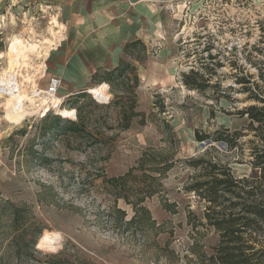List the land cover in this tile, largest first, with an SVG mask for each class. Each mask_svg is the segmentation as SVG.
I'll return each mask as SVG.
<instances>
[{
    "label": "rangeland",
    "instance_id": "obj_1",
    "mask_svg": "<svg viewBox=\"0 0 264 264\" xmlns=\"http://www.w3.org/2000/svg\"><path fill=\"white\" fill-rule=\"evenodd\" d=\"M159 1V31L148 34L145 46H140L138 65L131 62L132 70L112 80L109 106L96 104L87 93L105 83L99 74L79 90L86 78L69 79L53 51L45 62L43 53L33 57L29 71L39 69L42 76L46 70L43 80L37 78L44 89L50 78L62 77L59 97L74 94L65 109L78 110L77 121L51 115L43 122L36 113L14 125L5 120L2 101L0 264H202L195 252L215 255L219 235L199 224L206 204L184 191L194 173L187 163L208 151L210 158L230 164L237 177L254 174L248 150L229 151L214 138L248 133L247 117L237 113L250 103L237 81L258 80L257 65L264 62V0ZM50 2L0 0V73L7 67V58L1 55L15 36L30 42L53 39L59 45L51 35L52 21L58 18L47 7ZM191 73L203 79L198 90L184 82ZM108 75L101 77L111 80ZM132 104L138 117L124 130V108ZM197 135L211 139L198 142ZM250 138L243 137L242 143ZM147 151L173 163V168L163 177L142 171ZM131 170V201H137L147 185L156 191L144 203L155 225L142 227L140 216L131 231L124 232L115 226L111 209L117 205L125 210L129 221L133 208L124 200L116 201L107 180ZM164 201L174 205L175 212L165 210ZM8 204L26 208L24 225L38 237V253L22 260L8 257L9 243L20 232L12 227ZM46 231L62 235L60 247L40 245Z\"/></svg>",
    "mask_w": 264,
    "mask_h": 264
},
{
    "label": "trees",
    "instance_id": "obj_2",
    "mask_svg": "<svg viewBox=\"0 0 264 264\" xmlns=\"http://www.w3.org/2000/svg\"><path fill=\"white\" fill-rule=\"evenodd\" d=\"M1 39L0 35V41ZM257 66H260L258 80L252 83L251 80L241 77L237 81L238 85H242L240 91L246 95L245 101L250 103L237 113L240 117H247L248 133L246 135L235 133L232 137L219 135L220 137L214 138L216 141L224 142L229 151L239 149L241 153H246L248 150V164L254 174L249 177H237L230 164L210 158L208 151L187 163L194 173L190 182L185 185L184 191L194 194L206 204L203 211V222L200 221L199 224L214 229L220 237L215 255L211 257L196 253L194 250L197 244L193 246L191 250L199 256L202 264H264V62ZM132 68L130 63L123 62L119 68L108 73L111 80L103 78L100 81L108 82L112 91V80L123 78ZM202 81V78L198 80L196 73L184 76L186 86L191 89H200L199 82ZM63 108H67L65 104ZM124 109L126 125L123 129L128 130L132 120L138 117V114L134 104ZM249 136L251 138L242 143V138ZM206 139H211V137L197 135L198 142ZM173 166V163H164L163 159H158L151 151L144 154L140 163L142 171H149L160 177L165 176ZM133 172L134 170H131L122 178L107 180V183L113 185L116 201L124 200L133 208L134 216L129 221H127L128 215L125 210L119 209L117 205L111 209V214L115 216V226L124 232H130L140 216L144 219L139 222L142 227L151 226L153 228L155 225L144 203L146 199L152 198L156 191L152 185H147L140 189L141 197H138L137 201H131L129 180L133 178ZM163 204L165 210L175 212L174 205L166 201ZM8 210L12 227L20 231L9 243L8 257L22 260L24 256L38 253L36 250L37 234L24 225L26 208L8 204ZM193 226L196 228V225Z\"/></svg>",
    "mask_w": 264,
    "mask_h": 264
},
{
    "label": "crops",
    "instance_id": "obj_3",
    "mask_svg": "<svg viewBox=\"0 0 264 264\" xmlns=\"http://www.w3.org/2000/svg\"><path fill=\"white\" fill-rule=\"evenodd\" d=\"M159 2L51 0L47 7L56 11L66 35L53 51L65 65L64 74L69 79L86 78L78 85L80 90L87 87V81L96 74L102 80L101 76L113 72L123 62L137 66L140 46H145L148 34L155 36L159 31L162 19L157 8Z\"/></svg>",
    "mask_w": 264,
    "mask_h": 264
},
{
    "label": "bare ground",
    "instance_id": "obj_4",
    "mask_svg": "<svg viewBox=\"0 0 264 264\" xmlns=\"http://www.w3.org/2000/svg\"><path fill=\"white\" fill-rule=\"evenodd\" d=\"M63 28L64 27H61L58 20L54 19V21H52V27L50 29L51 35L54 39L58 40V44L62 42V39H60L62 36H60V34L62 33L61 31ZM52 40H47L45 42H41V40H39V42H30V40L25 41L19 38V36H15L10 41L7 51L1 55L2 59L5 57L7 58V67L4 68L0 73V87L10 86L15 88V76H19L21 78V83L18 82L17 84L18 87H21V89L18 90V93L14 94L13 92H10L7 97H4L3 93L0 91V105L2 101L5 102V120L9 123L21 125L28 117L33 116L34 114L40 112L41 110H45L48 107V102L46 99L36 102V100L31 97V92L37 87V78L40 70H36L38 73H30L29 68L32 67L31 61L33 57L39 58L43 53V56L46 57L45 60L43 59V62H45L51 57V52L57 50L59 45L56 47ZM32 41H34V39ZM44 45H48V48L43 47ZM44 67L46 68V65H44ZM35 68L33 70H35ZM23 70H26L25 73H29L24 74ZM40 74L43 75L39 78H45L46 70ZM108 88L109 86L104 83L103 85L91 88L89 90V94L94 96V99L98 100V102L106 103L111 99V96L108 93ZM60 100L61 98L56 97L53 99V102H60ZM25 101H29L31 103L29 107L25 106ZM76 112V109L62 108L58 110L59 116L63 119L74 120L76 117ZM61 240L62 235L60 233L46 231L43 233L39 241L41 246L53 248L60 247Z\"/></svg>",
    "mask_w": 264,
    "mask_h": 264
},
{
    "label": "built area",
    "instance_id": "obj_5",
    "mask_svg": "<svg viewBox=\"0 0 264 264\" xmlns=\"http://www.w3.org/2000/svg\"><path fill=\"white\" fill-rule=\"evenodd\" d=\"M141 1L145 2L146 0H141ZM129 4L131 6L133 5L130 2H129ZM40 76L41 75H39V77ZM38 81H37L36 89L31 92V97L34 100H36V102L43 101L44 99H46L47 102H48V107L45 110H41L40 112L37 113L38 117H39V120L44 121L47 117H49L51 115H54V116H56L58 118L63 119L62 117L59 116L58 110L63 108L66 100L68 98H70V96H72V95H65V96L59 97L60 90L63 87V79H62V77L55 76V77L50 78L48 83H47V86L45 87V89L41 88L38 85ZM18 82L21 83V78L19 76H15V85H14L15 88H12L10 86H8V87L7 86H1L0 87V91H1V93H3V96L7 97L10 92H13L14 94L18 93V90L21 89V87L17 86ZM102 84H104V83H102ZM102 84H99V85H102ZM108 86H109L108 93L110 95L111 87H110L109 84H108ZM87 93L89 94V90L87 91ZM110 96H111L110 101H107L106 103L98 102V100L94 99V96H92V98L94 99L96 104L109 105L111 103V100H112V95H110ZM56 97L61 98L60 102H55V103L53 102V99L56 98ZM30 104L31 103L29 101H25V106L26 107H29ZM66 120H68V121H70V120L71 121H77L78 120V112H76V117H75L74 120L73 119H66Z\"/></svg>",
    "mask_w": 264,
    "mask_h": 264
}]
</instances>
